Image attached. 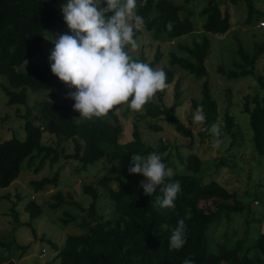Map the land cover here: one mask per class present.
Wrapping results in <instances>:
<instances>
[{"label": "trees", "instance_id": "obj_1", "mask_svg": "<svg viewBox=\"0 0 264 264\" xmlns=\"http://www.w3.org/2000/svg\"><path fill=\"white\" fill-rule=\"evenodd\" d=\"M191 1L193 0L175 4L172 0H137L136 13L143 18L144 26L139 30L134 29V39L143 30L156 41L174 40L193 33L194 10L188 6ZM240 1L242 0H230L232 4ZM243 1L247 10L245 23L248 26L264 23V12L255 6L254 1ZM56 2L57 0H0V75L7 79L6 84L0 83V89L7 98L6 104L28 106L30 92L50 93L49 99L42 101L36 114L31 115L30 108H26L22 115L25 131L23 140L12 136L0 142V188L9 186L18 178L22 162L27 158L30 160L33 153L41 156L40 166L46 159L49 164H53L64 157L68 161L75 160L76 170L80 172L102 159L117 157L125 169V174L105 173L95 183L88 182L82 186V191L91 198L87 208H83L68 192L57 190L50 196L53 200L49 202L52 209L70 204L86 212L78 224L81 233L68 234L63 247L58 251L59 264H183L185 259L193 260L194 264H264V230H259L251 244L244 245L245 240L250 238L251 231L245 228L242 235H234L238 239H233L227 226L223 230L224 239L216 242L215 246L212 244L208 231L210 225L224 215L230 220L233 212L242 210L243 204L238 200L236 192L228 190L214 179L206 181L202 176H197L202 168V159L197 153H178L183 168L175 170L170 178H166L168 182L179 181L182 187V193L178 194L172 210H158L154 207L156 197L162 193L157 190L152 196L145 195L143 188L139 186V182L144 179L142 174H129L127 171L131 155L147 157L156 152L161 156L167 150L166 144L161 140L155 145L143 142L139 119H144L151 130H160L161 126L156 124L162 119L182 136L192 135L176 115V108L181 105L179 80L173 86L170 105L165 102L166 88L157 92L156 100H150L142 112L137 113V119L132 122L131 140L124 144L119 142L123 126L113 111L108 114L113 122L103 118L85 120L79 117V113L73 110L67 99H58L61 93L70 89L51 73L49 62L33 59L47 46L50 31L55 27L61 30L66 25L55 7ZM198 15L204 17L202 39L194 41L192 45L179 44L178 48L184 53L178 55L171 52L169 62L196 77H203L207 74L205 59L211 51V36L225 35L228 32L231 28V14L227 9L222 10L217 0H207ZM168 21H172L174 25L171 31L166 29ZM235 40L239 60H234L229 70L218 67V72L228 79L255 74V64L264 51V41H253L251 50H248L238 37L235 36ZM160 57L157 50L152 61H147L143 53L132 58L153 67ZM162 69L167 74L166 83L169 86L174 78V69ZM262 77L264 74L257 75L260 83L258 87L264 92ZM201 91V99L191 101V110L195 111L202 105L206 116L198 132L200 135L219 122L218 103L210 92L207 79L202 82ZM127 111L131 110L128 108ZM243 111L249 114L254 149L257 154L264 155V93L245 95ZM34 120L41 121V124H36ZM233 124V117L226 114L225 130L229 131ZM43 131L51 136L48 143L41 142ZM222 134L226 133L222 131ZM231 137L235 138L232 132ZM62 142H71V152H66L69 149L67 145L60 147ZM162 162L169 161L162 159ZM220 164L223 165L224 160L218 165ZM59 175L55 171L51 176L32 180L31 184L34 190L45 191L46 187H57ZM112 183H115V187H112ZM100 195L110 202V214L97 212ZM3 198L8 196H0V200ZM230 201L234 203L231 204ZM10 209L15 221H18L14 205ZM24 210L29 216L25 224L35 236L31 223L41 214L42 208L34 200H27ZM182 218L185 219L187 228L186 243L181 249L170 251L171 230ZM69 220L67 222L75 221L74 216ZM245 222L247 226L251 222L255 226L257 224L254 220L245 219ZM162 224H168L169 228L162 229ZM258 224L262 225L260 220ZM11 245L26 250L24 245L17 242L0 241V247ZM251 249L257 251L256 255L248 256ZM0 264L19 263L0 257Z\"/></svg>", "mask_w": 264, "mask_h": 264}, {"label": "rangeland", "instance_id": "obj_2", "mask_svg": "<svg viewBox=\"0 0 264 264\" xmlns=\"http://www.w3.org/2000/svg\"><path fill=\"white\" fill-rule=\"evenodd\" d=\"M175 4H182L185 0H172ZM255 6L264 12V0H253ZM67 0H57L55 7L59 10L61 16V5ZM222 10L227 9L231 14V28L225 35L211 36L212 47L208 57L205 59L207 74L203 77H196L180 68H176L169 62L170 53L174 52L178 55L184 53L178 48L179 44L192 45L194 41L202 39L204 17L198 15L199 10L206 5L207 0H193L188 3L193 9V33L187 34L181 38L174 40H153L149 34L143 30L136 37L139 45L138 49L133 51L129 47L127 51L132 57H139L141 53L145 55L147 61L154 59L157 50L161 57L153 69H162L163 67L174 69V78L166 89L165 102L170 105L173 100V86L176 80L180 82L181 105L176 108V115L190 130L191 136H182L172 125L162 119L157 121L156 125L161 126L160 130H151L144 119L138 120L141 133V139L144 143L155 145L160 140L166 144L167 150L163 152L161 158L168 160L165 165L166 169H170L173 173L175 170H181L183 164L179 160L178 153L186 155L189 152H195L202 159V168L197 176H202L203 180H216L228 190L236 192L238 200L243 204L241 211L233 212L230 220L227 217L221 218L214 224H211L208 231L212 244L224 239L223 230L228 226V231L234 235H242L245 228L250 230V238H247L244 245L251 244L258 236L259 230H264V155L257 154L253 141L252 130L249 125V114L243 111V100L247 94L253 95L258 92L263 95V89L258 87L259 82L257 75L264 74V51L257 63L253 75L249 74L235 79H228L226 76L218 72V67L222 66L225 70L232 68L234 60H239L236 54L238 37L245 49L251 50L253 41H264V23L259 26H248L245 23L246 4L240 1L232 4L230 0H217ZM237 22V23H236ZM236 23V24H235ZM67 25L62 29L55 27L50 31L47 46L37 54L33 59L35 61H48V56L54 45L50 40L55 38L57 34L68 33ZM208 80L212 96L218 103L219 122L221 132L216 137L212 134L211 129L200 135L201 123L194 121L195 111H192L191 101L193 99L200 100L202 96V82ZM261 81L264 82V77ZM7 83L4 75H0V83ZM67 92L61 93L58 99H67L73 105L74 101L66 98ZM50 97L48 91L38 93L30 92L27 105H10L6 104L7 98L5 93L0 89V142L12 136L20 140L25 138L23 129L24 119L22 115L26 112V108H30L31 115L36 114L41 107L43 100ZM156 100V96L152 99ZM127 105H120L112 111L118 116L123 131L119 140L120 144L127 143L131 140L132 122L137 119V113L142 111H127ZM226 114L233 117V126L229 131L225 130L224 123ZM33 118V116H32ZM110 122L114 120L107 115L102 117ZM36 124H41L38 120H34ZM222 131L226 134H222ZM231 132L235 134V138L231 137ZM51 136L43 131L41 142L48 143ZM219 140V148H214L213 143ZM66 141V140H65ZM233 142V143H232ZM67 145L71 152V142H62L61 146ZM59 147V149H60ZM33 157L29 160L25 159L21 164V171L17 179L12 181L9 186L0 188V196L7 195L8 198L0 200V241L17 242L24 245L26 250L15 245L0 247V257L3 260H13L19 264H59L57 258L58 251L63 247L65 238L68 234L81 233L79 222L85 216V210L74 207L70 204H63L55 209L49 205L51 195L57 190L62 193H70L83 208H87L91 198L82 191L85 183H95L105 173L113 175L116 172L125 174L124 164L119 162L118 158L102 159L100 162L94 163L85 171L78 172L76 170L75 160H65L61 157L56 163L49 164L46 159L40 166L41 156L33 153ZM221 160L224 164L218 165ZM55 171L60 173L57 187H46L45 191L34 190L31 181L39 180L44 176H51ZM115 187V183H112ZM101 191V189H100ZM27 200H34L42 208L41 214L32 220V227L35 229L34 236L32 229L25 224L29 220L28 213L24 210V204ZM233 204V201H230ZM14 205L15 211L18 212V221H15L11 206ZM98 213L112 212L110 202L100 195L97 203ZM238 212V213H237ZM74 216L75 221L69 218ZM245 219L261 221L262 225H254L251 222L246 225ZM234 231V233H233ZM238 239V238H237ZM229 241H232L229 239ZM55 244V246L53 245ZM213 246V248H214ZM26 251V252H25ZM25 252V253H24ZM24 253V254H23ZM257 251L251 249L248 256L256 255ZM4 257V258H3ZM226 264V263H223Z\"/></svg>", "mask_w": 264, "mask_h": 264}, {"label": "clouds", "instance_id": "obj_3", "mask_svg": "<svg viewBox=\"0 0 264 264\" xmlns=\"http://www.w3.org/2000/svg\"><path fill=\"white\" fill-rule=\"evenodd\" d=\"M103 5V6H102ZM137 0H67L61 5L68 33L57 34L50 42L54 45L48 56L50 71L70 90L66 98L74 101L72 108L85 120L106 117L120 105L132 111H142L157 92L164 91L167 74L163 69H153L148 63L134 60L126 49L135 51L139 45L134 39V29L144 26L143 18L136 13ZM168 21L166 29H173ZM71 89H75L72 91ZM206 116L203 106H198L194 121L203 123ZM220 136V126L211 128ZM220 141L213 143L219 148ZM119 166V161L116 163ZM129 174H142L139 186L145 195L159 190L154 207L172 210L182 193L179 181H166L173 174L156 152L147 157L131 155ZM161 228L167 230L168 224ZM185 219H179L171 230L169 250H179L186 243ZM183 264H194L185 259Z\"/></svg>", "mask_w": 264, "mask_h": 264}]
</instances>
